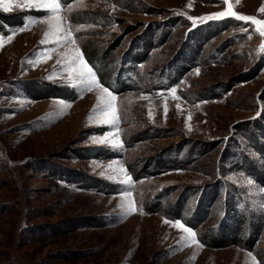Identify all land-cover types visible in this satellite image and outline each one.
I'll list each match as a JSON object with an SVG mask.
<instances>
[{
	"label": "rangeland",
	"instance_id": "374dc122",
	"mask_svg": "<svg viewBox=\"0 0 264 264\" xmlns=\"http://www.w3.org/2000/svg\"><path fill=\"white\" fill-rule=\"evenodd\" d=\"M60 3L0 2V264H264V0Z\"/></svg>",
	"mask_w": 264,
	"mask_h": 264
},
{
	"label": "snow or ice",
	"instance_id": "6c2138e0",
	"mask_svg": "<svg viewBox=\"0 0 264 264\" xmlns=\"http://www.w3.org/2000/svg\"><path fill=\"white\" fill-rule=\"evenodd\" d=\"M0 2H2V0H0ZM236 2H239V0H236ZM224 3H228V0H224ZM26 6L29 8L46 9L52 13H59L61 11L60 0H26ZM4 11H11V8L4 7ZM258 12H264V5H262L261 8L258 9ZM224 15L235 16L238 20L251 21L253 24L261 26L257 29V31H259V34L261 36H264V21L257 20L255 17H251V16L237 15L235 12L232 11L231 7H229L227 13H223V12L217 13L213 17H209V18L218 19V18L223 17ZM60 19L61 18L59 16L54 17L55 24L51 26L54 29V32L45 33L46 37H48L50 34H54L55 32H59L62 30V28L60 27V23H59ZM20 30H26V28L20 29ZM70 38H71V33L69 32L66 39H70ZM42 42H46V41H42ZM76 58L78 60L79 65H81V67L76 69L77 75L81 78L79 82L87 83L89 85V88H88L89 91L91 90L92 85H95L96 87H102V85H100L99 82L97 81L95 73L93 72L92 68L88 66L86 61H84L83 54L80 53L78 49L76 50ZM102 91L103 93L107 95V98H105V96H101L99 98L100 104L102 105V109H101L102 114L106 117V119H104L102 122L106 124H116L119 121V116L117 115V110H116L115 103H114L116 100V97L113 96L112 93L109 92L107 88H102ZM172 91L175 92V89H173ZM142 99H147V97H142ZM97 142H100V143L108 142V137L101 138ZM112 142L114 143V141ZM121 171H123V169H121ZM123 183L131 184L132 183L131 177H128V179L123 181ZM128 210L130 212H134L136 210L133 203L131 202L129 203ZM176 226L182 228L186 233H188L189 237L192 238L193 243L196 242L195 233L192 232L190 228H187L183 224H180L179 221L176 222Z\"/></svg>",
	"mask_w": 264,
	"mask_h": 264
},
{
	"label": "trees",
	"instance_id": "16d2710c",
	"mask_svg": "<svg viewBox=\"0 0 264 264\" xmlns=\"http://www.w3.org/2000/svg\"><path fill=\"white\" fill-rule=\"evenodd\" d=\"M123 67H124V66H123ZM123 69H124L123 71H125L124 73H127L128 70H131V67L128 68V67L125 66V68H123ZM161 69H165V67H162ZM122 73H123V72H121V75H119V78H117V84L120 85V86L125 85L126 82L128 81V76H127V74H122ZM105 80H106V79H105Z\"/></svg>",
	"mask_w": 264,
	"mask_h": 264
}]
</instances>
